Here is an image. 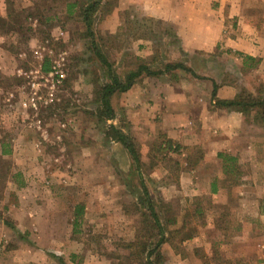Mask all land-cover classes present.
<instances>
[{"label":"rangeland","instance_id":"rangeland-1","mask_svg":"<svg viewBox=\"0 0 264 264\" xmlns=\"http://www.w3.org/2000/svg\"><path fill=\"white\" fill-rule=\"evenodd\" d=\"M29 1L32 2L0 0L2 16L7 12L25 10L24 16L17 18L23 24L22 32H7L0 28V36L6 39V50L0 51V59L3 60V68L0 70V112L4 116L0 118L1 140L8 142L7 149L11 151L14 143L17 144L14 157L0 158V264H6V253L12 249H51L56 243L61 249H68V245L61 246V242L30 239L31 232L15 224H21L29 211V208L16 203L18 199L23 200L24 195L26 202L31 201L27 207H33L34 203L39 206L40 192L43 190L52 191L51 197L54 196V190L62 192L57 201L67 203V217H75V213L79 218L82 217L85 209L82 204L90 203L85 211V221L81 225H74L72 235L76 238L72 241L77 248L74 250L77 251L79 264L84 260L86 264H139L131 256L138 249H129L128 246L135 241L137 231L143 229L141 213H150L147 206L139 207L137 201L146 200L149 194L148 191L147 195L144 193V181L141 178V182L135 170L127 171L126 177L125 174H119V168L124 162L121 154L110 150L112 145L109 142L114 137L109 127L112 121L116 122V118L107 120L106 114H100L102 104L96 94L107 82V69L96 56L91 53L89 55L85 44L90 42L86 27L81 18L67 16L68 0H49L41 4L39 0H33V8L29 9L31 13L25 6ZM38 5H41L40 12L36 11ZM118 8L119 2L111 13H98L93 33L100 49L113 64L112 71L121 79L145 65L153 75L142 76L150 79L149 82L157 79L155 85L158 87L169 80L186 82L187 86L191 81H198L202 89L206 85V76H214L221 85L234 88L241 85L240 91L246 88L254 94L258 90L264 94V71H258L260 62H246V58H243V67L247 71L241 72V67L232 56H221L218 53L209 56L182 54L177 49L179 41L170 24L142 15L134 5L119 17ZM42 10L48 18H52L48 23L41 17ZM40 47L56 55L64 53L66 80L57 93V103L40 111L36 118L30 116L26 119L19 110V101L25 97L23 92L27 90V81L17 74L20 69L30 72L41 66L35 54ZM178 56H182V60ZM176 60H181V63ZM46 63L50 69L51 61H45L42 66ZM169 64H179L182 68L167 71L166 66ZM11 94L15 99L10 107L7 99ZM121 94L111 98V105L117 114L125 110L126 101ZM245 122L248 128L246 132L253 137L248 145L253 152L247 151V154L257 159L255 167L249 164L247 169V173H252L247 176V180L256 185L252 187V194H248L254 197L253 204L246 207L235 192L218 200L204 195L184 202L183 195L182 201L164 203L160 201L162 199L157 192L158 181H149L147 185L155 196V206L160 216L163 215L166 228L168 219L180 216L183 222L186 214H194L197 206L202 209L200 218H190V227L199 240L184 246L180 242L181 236L174 234L172 243L160 247L159 253L163 259L153 261L155 264H170L169 258L175 260L172 252L175 256L180 254L182 258L188 255L190 264H264V170L261 168L264 164V126L254 123L251 117L246 118ZM122 127L128 134V141L139 152V132L133 127L131 129L130 125ZM23 132H27L28 136L23 135ZM19 136L28 142L22 139L20 143L12 142ZM159 142H162L161 136L151 145L150 156L154 160L151 168L169 171L163 183L179 181L175 162L159 151ZM22 170L31 172L28 178L31 191H25L21 198L16 191L9 190L22 189ZM240 180L244 178L236 181ZM234 183L230 180L226 182V187L229 189V184ZM64 192H70L68 195L72 198H62ZM70 203L72 205L68 206ZM19 205L20 208H14ZM34 211L39 212L37 208ZM208 222L213 223L214 228L208 226ZM37 229L38 226H35L32 232L37 233ZM157 240L158 237L150 241L148 249ZM70 252L72 249H68L64 255ZM174 260H171V264H177Z\"/></svg>","mask_w":264,"mask_h":264},{"label":"crops","instance_id":"crops-1","mask_svg":"<svg viewBox=\"0 0 264 264\" xmlns=\"http://www.w3.org/2000/svg\"><path fill=\"white\" fill-rule=\"evenodd\" d=\"M132 5L138 7L142 15L170 24L178 38L177 49L180 53L205 56L218 53L221 56H232V59L241 67V72L247 71L243 67V58L248 57L254 59L256 64L260 62L258 71H264V0H119L118 16L121 17ZM25 6L30 9L33 6V0ZM7 16L8 12L3 16L0 13V18L7 19ZM5 41V37L0 36V51L5 48ZM178 58L182 60L183 57L178 56ZM181 60L176 62L181 63ZM1 62L3 60L0 59V70L3 68ZM206 77L207 80H204L206 85L202 89L198 81H191L187 86L186 82L178 83L169 80L168 83L158 87L155 85L157 79L149 82L150 79L146 77L140 78L129 91L121 94L126 101L125 114L121 111L117 114L115 111L116 122L112 121V125L118 126L127 138L128 134L122 125H130L131 129L133 127L139 132L140 137L137 143L140 145L138 152L140 164L136 165L126 148L116 140L112 139L109 142L112 145L110 150L121 154L124 165L119 168V174L123 176L127 171L135 170L136 174L143 179L153 202H155V196L147 185L149 181H158L157 192L161 196L160 201L164 203L181 200L183 195H185L184 202L204 195L218 200L227 198V195L230 196L235 192L239 195L240 202L247 207L253 204L254 197H249L248 194L253 190L252 187L256 186L255 183L247 180V176L252 174L247 173L249 164L255 167L254 163L257 160L256 156L247 154V151L253 152L248 148L253 137L246 132L248 129L246 118L241 113L216 104L218 100L234 99L240 92L241 85L234 88L230 85H221L214 76ZM214 85L219 86L215 98ZM0 118H4L1 112ZM23 135L28 136V133L23 132ZM160 136L162 141L168 139L178 148L177 152L169 151L164 153V156L175 162L176 176L179 181L163 183L162 180L169 171L163 168L160 170L151 168V163L154 161L150 156L151 147ZM1 138L0 133V158L14 157L17 144L14 143L13 151L8 150V142L2 141ZM18 138L12 142L20 143L21 139L25 143L28 142L21 136ZM129 142L132 143L130 140ZM226 157H233L236 162L229 166ZM263 165H261L262 170H264ZM232 167L237 169L234 173H232ZM238 172L240 178L244 180L229 184L231 188L228 189L226 182L236 174L238 175ZM30 173V170H22L24 177L22 189L16 188L9 191H16L21 198L25 191L30 192L31 185L28 184ZM14 176L12 174V178ZM51 192L47 190L40 192L39 206L34 203L33 207H27L31 201L26 202L24 195L23 200L18 199L16 203L21 204V207L23 205L29 208V211L27 216L23 217L21 224H15L22 225L30 231V239L61 242V246L67 244L72 252L67 256L64 255L68 249H61L57 243L51 249L17 248L7 251L6 264H79L77 251L74 250L77 248L72 241L75 235L74 237L72 235L74 225H81L85 221V211L90 203L82 204L85 207L82 217L79 218L76 213L75 217H67L65 216L67 203L57 201V198H61L62 192L54 190L52 197ZM64 193L65 196L62 198H72L68 195L70 192ZM75 204L78 205V201ZM71 205L70 203L68 206ZM14 208H20V205ZM36 208L39 212L34 211ZM179 218L180 216L170 218L171 222L174 221L177 225L168 222L170 219L166 221L171 224L167 226L165 235L167 238L169 236L167 233L181 227L182 222ZM162 219L163 215L161 223L164 224ZM207 225L214 228L213 223L208 222ZM35 226H38L37 233L32 232ZM79 233L82 234L81 232L77 234ZM198 240L199 237H194L184 241L183 245L187 246L188 243H195ZM166 244L164 246H168ZM172 255L175 260L172 259ZM172 255L167 254L171 257L168 260L170 264L171 260L177 264H190L188 255L187 257L184 255L183 258L180 254L177 255L178 257L175 256L173 252ZM84 261L82 264H86Z\"/></svg>","mask_w":264,"mask_h":264},{"label":"trees","instance_id":"trees-1","mask_svg":"<svg viewBox=\"0 0 264 264\" xmlns=\"http://www.w3.org/2000/svg\"><path fill=\"white\" fill-rule=\"evenodd\" d=\"M48 1L49 0H39L40 4L41 2ZM118 2L119 0H75L73 2L68 0L66 4L67 16L69 18H81L84 22V25L86 27L87 39L90 40L89 43H85L87 44L86 46H88L86 49L89 55L91 53L92 55H94V57L96 56V58L100 60V63L107 69V82L105 85H102L100 90L96 93L97 95H99V102L102 104V111L100 112V114H106L107 120H113L115 118V112L111 105V98L115 94H121L129 91L131 87L135 83H137L140 78L143 77L142 75H153L152 73H150L149 68L147 66L141 65L136 71L128 73L125 79H121L112 71L113 64H111L108 56L104 55L103 51L100 49V46L95 39V35L93 33V25L97 14H104L105 12L111 13L116 8ZM35 4L34 8L36 6ZM40 9L41 5H38L36 11L38 10L40 12ZM24 11L25 10L19 12L12 11L8 14L7 19L0 18V28L7 30V32H22L23 24H21V22H19L17 18H19L20 16H24ZM29 11V13H31V10ZM41 13V17H43V21L45 18L46 23L52 20V18H48L44 14V10H42ZM249 61L255 62L254 59L247 57L246 62ZM48 67L49 65L48 63H46V65L43 66V71L48 72ZM179 68H182V65L169 64L166 66L167 71L176 70ZM216 90L217 85H214V98L216 95ZM216 104L219 107L239 112L245 118L251 117L254 123L264 126V94H262V92L259 90L256 94H254L248 91L246 88H243L234 99L228 101L218 100ZM109 128L110 132L113 134V140L120 142L128 150L134 163H136V165H139V153L135 150V147L128 141V138L123 135L120 129L116 128L115 126L111 125ZM177 149L178 148L172 143V141L168 139H163V141L160 142L159 151L161 153H167L169 151L177 152ZM225 159L226 162L229 163V166L230 164H234L236 162V159L233 157H226ZM232 168V173H234L237 169H235V167ZM239 178L240 176L238 172V175L236 174V176L230 178V180L237 182L236 180ZM140 180L142 182L141 177ZM142 189L147 195V190L143 184ZM137 202L139 207L143 208L147 206V209L150 212L149 215L141 213V216L143 218V229L139 230V232L137 231L135 241L128 246L129 249H138V252L135 253V251H133L131 253V256H134L139 261V264H155V262L153 261L157 262L163 259V255H160L159 249L165 243H172L171 238L174 234L181 236L180 242L182 243L184 241L191 240L195 237L194 229L190 227V225L192 224L190 218L197 219L201 217L202 209L199 206H197L194 214H186L181 227L179 229H175L169 232V236L167 238L165 236L167 228L164 224L161 223V216L157 210V206H155V202H153V200H151V198L149 197L146 200H140ZM168 222H170L172 225H177L176 223L174 224V221L171 222V219L168 220ZM170 223H167V226L171 225ZM153 237H158L159 240L155 242L154 246H152L151 249H148V244L150 241H153Z\"/></svg>","mask_w":264,"mask_h":264},{"label":"built area","instance_id":"built-area-1","mask_svg":"<svg viewBox=\"0 0 264 264\" xmlns=\"http://www.w3.org/2000/svg\"><path fill=\"white\" fill-rule=\"evenodd\" d=\"M35 54L41 62V66L30 72L20 69L17 74L18 77H22L27 81V90L23 92L25 97L19 101V110L22 115H25L26 119H29L30 116L36 118L40 111L48 109L57 103V93L66 80L64 53L56 55L52 51H46L45 48L40 47ZM49 60L51 61V67L48 72H44L42 63ZM14 99L15 96L13 94L7 99V104L10 107ZM35 125L38 128L36 123Z\"/></svg>","mask_w":264,"mask_h":264}]
</instances>
